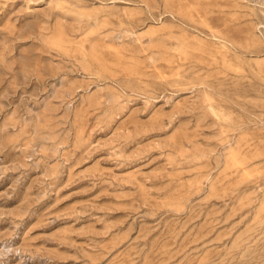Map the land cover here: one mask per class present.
Wrapping results in <instances>:
<instances>
[{
  "label": "rangeland",
  "instance_id": "rangeland-1",
  "mask_svg": "<svg viewBox=\"0 0 264 264\" xmlns=\"http://www.w3.org/2000/svg\"><path fill=\"white\" fill-rule=\"evenodd\" d=\"M0 264H264V0H0Z\"/></svg>",
  "mask_w": 264,
  "mask_h": 264
}]
</instances>
